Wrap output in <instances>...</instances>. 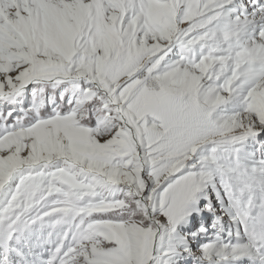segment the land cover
Listing matches in <instances>:
<instances>
[{
  "label": "snow or ice",
  "instance_id": "obj_1",
  "mask_svg": "<svg viewBox=\"0 0 264 264\" xmlns=\"http://www.w3.org/2000/svg\"><path fill=\"white\" fill-rule=\"evenodd\" d=\"M0 264H264V0H0Z\"/></svg>",
  "mask_w": 264,
  "mask_h": 264
}]
</instances>
